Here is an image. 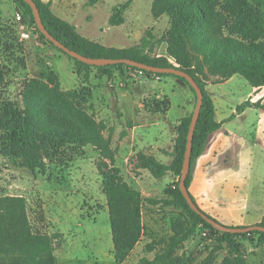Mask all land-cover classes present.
Masks as SVG:
<instances>
[{
  "label": "trees",
  "instance_id": "16d2710c",
  "mask_svg": "<svg viewBox=\"0 0 264 264\" xmlns=\"http://www.w3.org/2000/svg\"><path fill=\"white\" fill-rule=\"evenodd\" d=\"M12 1L18 7L22 23L27 28L34 29L39 38L65 52L39 30L33 9L25 0ZM35 1L42 20L52 35L83 55L130 58L160 67H177L195 78L203 90L204 100L194 134L191 170L186 180L188 190L195 161L204 153L212 134L221 126L215 117L214 100L206 88L209 76L216 77L217 82H220L239 74L251 86L264 87V0H153L154 18L168 15L169 28L161 37L147 29L139 43L128 47L107 46L89 39L79 33L74 24L56 15L50 3ZM100 1L102 0H88L87 4L96 5ZM131 1L113 7L109 18L111 25L125 22L124 13ZM17 14L14 20H0V85L22 76L21 101H6L0 108V153L20 158L22 167L30 168L36 173L46 171L48 161L67 165L86 156V147L89 145L104 150L111 164L103 160L100 175L102 191L107 198L117 264L127 259L142 238L145 201L152 205L173 207L170 222L174 236L163 251L156 252L153 258L143 256L136 264H170L174 250L199 230H208L209 235L214 236L220 244H227L230 255L223 264H246L243 242L254 241L255 236H258V243L262 245L264 232L221 231L193 210L180 190L179 181L193 111L177 125L171 162H163L144 152L138 153V166L147 169L155 178H163L169 173L177 178L167 185L165 195L161 198H145L142 191L130 183L116 166L115 151L111 148L110 139L107 141L102 135L101 124L77 103L78 97H86L49 85L50 81L55 80L54 71L41 78L29 77ZM163 44L166 53L153 54L155 46ZM69 56L75 59L80 67L79 72L84 69L86 77H89L92 68L108 78L114 77L118 71L124 75L126 69L146 77L175 76L185 81L197 102L196 91L179 75L147 71L126 63L93 66ZM251 104L249 100L245 101L238 109ZM254 104L264 109V104L260 101ZM151 107L155 112L166 113L170 108V100L167 97L154 100ZM192 198L194 199L193 196ZM63 242L64 235L61 232L49 233L34 229L26 197L0 195V264H57L55 250ZM152 250L149 246V251ZM179 262L187 264L186 259H179Z\"/></svg>",
  "mask_w": 264,
  "mask_h": 264
},
{
  "label": "rangeland",
  "instance_id": "374dc122",
  "mask_svg": "<svg viewBox=\"0 0 264 264\" xmlns=\"http://www.w3.org/2000/svg\"><path fill=\"white\" fill-rule=\"evenodd\" d=\"M5 1L7 3H0V17L16 19L18 7L12 0ZM127 1L129 0H104L96 5H88L87 0H80L78 18L83 19L87 26L79 29L80 33L96 39L105 37V44L110 42L120 47L139 43L147 29H151L157 37L166 33L170 18L166 14L154 18L153 0H132L124 13L125 22L112 26L109 23L112 8ZM17 21L19 25L23 24L22 19ZM27 29L32 32L28 39H22L20 32L19 36L25 45L28 65L26 72L29 77L41 78L54 71L55 80L50 81L49 85L85 96V99L78 97L77 103L101 124V133L105 140L109 141V138L116 143L115 163L119 165L124 177L138 187L145 198L164 196L165 188L174 181L175 176L171 175L169 179L155 178L149 171L138 166L137 153L132 149L147 151L158 155L165 162H171L176 139L173 126L184 114L186 99L194 97L193 105H186L191 108L189 114L194 111L196 105L195 95L190 88L185 87V81L179 78L185 86L176 85L173 79L177 77L170 75L163 76L162 81L146 82L148 78L140 75L139 77L134 73H129L130 75H125L124 78L120 73H116L114 77L108 78L100 75L96 68H92L89 77H86L84 69L78 71L80 67L75 59L39 38L34 29ZM116 37L119 40H108ZM165 53L164 44L155 46L153 54ZM1 62L2 58L0 64ZM21 77L9 79L5 85H0V108L6 101H21ZM210 82H217L216 77L209 76L206 88ZM250 87L246 78L237 74L227 84L216 85V90L217 94L222 93L224 99L236 108ZM160 91L170 97L172 105L166 114L155 115L149 111V106ZM261 113H264L261 109H247L245 115L234 118L231 126L235 127L248 143L254 144L256 140H264ZM1 133L0 128V135ZM127 135L131 136L128 138ZM159 144L161 145L158 146ZM256 147L251 165L244 168L248 179L247 218L254 217V214L260 211L259 207H264V145L258 144ZM86 151V156L79 157L67 165L48 161L46 171L36 173L30 168L22 167L20 158L15 159L0 153V195H24L28 202L29 218L35 230L63 233L64 242L56 248L57 264H117L109 212L105 210L107 198L102 191L100 175L101 162L105 160L111 164V161L104 154V150L94 145L87 146ZM117 155L121 156L116 157ZM9 180L19 182V186L9 187ZM243 190V186H240V196ZM225 196L230 198L233 195ZM261 209L264 212V208ZM172 211L173 207L144 202V233L127 259L120 264H136L141 257L153 258L156 252L164 250L174 236L170 222ZM243 244L246 264H264V244L259 245L258 236H255L254 241H244ZM149 246L153 248L152 251H149ZM229 255L226 243L220 244L214 236H205L199 230L174 250L170 264H181L179 259H186L187 264H223Z\"/></svg>",
  "mask_w": 264,
  "mask_h": 264
},
{
  "label": "crops",
  "instance_id": "0c3cea01",
  "mask_svg": "<svg viewBox=\"0 0 264 264\" xmlns=\"http://www.w3.org/2000/svg\"><path fill=\"white\" fill-rule=\"evenodd\" d=\"M44 2H48L51 5V9L54 13L61 18L68 20L72 24H74L80 33L79 29H82L83 26L87 27L83 22V19H79L78 15L80 13L79 8V1L80 0H43ZM88 1V0H87ZM104 0L100 1L103 2ZM1 2L7 3L5 0H1ZM99 2V3H100ZM87 4V3H86ZM15 7V6H14ZM113 9V8H112ZM5 20V18L0 17V20ZM8 19H11L8 17ZM7 20V19H6ZM122 25V24H121ZM112 26H119V25H112ZM85 36L84 34H82ZM89 39L101 42L105 44L103 40L107 41L105 37H98V39L93 38L92 36H85ZM108 40H119V38H108ZM107 46H114L120 47L118 44L110 43L105 44ZM173 61V60H172ZM117 73L121 74V77H127L130 75L129 73H134L135 71H130L126 69V74L122 75L123 72L118 71ZM117 75V74H115ZM137 75V74H136ZM139 76V75H137ZM142 76V75H140ZM139 76V77H140ZM235 76V75H234ZM233 76V77H234ZM143 77V76H142ZM146 77V76H144ZM233 77L220 81V82H210L207 86L208 92L212 96L215 107H216V120L221 124L220 128L216 130L209 141L204 153L195 161L193 166V176L192 181L189 186V192L194 197L198 206L205 211L208 215L212 216L213 218L217 219L221 223L228 225V226H249L254 224H261L264 223V212H262L261 208L259 207L254 217L247 218L248 214V205H249V196L247 194V186H248V179L246 177L247 173L244 171V168H249L251 165V161L254 157V152H256V146L258 144L264 145V140H256L254 144L248 143V141L239 135V132L235 127H232L231 124L234 122V118L241 117L242 115L246 114L247 109H254L258 110L261 109L264 112L263 108L256 107L254 103L260 101L264 104V87L255 88L253 86L250 87L247 94L242 96L241 102L236 106L233 107L231 102H227L223 94H217L216 85L227 84ZM146 82L149 80H160L162 81V77H146ZM176 82V85L185 86L184 83L180 82V79L176 78L173 79ZM173 82V81H171ZM186 88H189L185 86ZM124 96L126 95L125 92L123 93ZM167 97L170 100V107L172 105L170 97L163 91L156 93V97L154 100H162ZM250 101L252 104L247 106L244 109H238V106L245 101ZM194 97L192 99H186V105L190 104L193 105ZM184 105V111L182 117L178 120V122L173 126L176 130L177 136V125L180 123L181 119L185 116L189 115V111L191 108ZM149 106L150 112L158 115V114H166L163 112H155L153 108ZM258 113V112H257ZM260 121L264 124V113H261ZM171 126V124H170ZM135 126L133 127L134 130ZM168 130V126L166 127ZM124 134L126 132L124 131ZM131 136V135H130ZM127 135V137H130ZM159 144L158 146H160ZM157 147V146H156ZM111 148L116 151V143L111 141ZM132 151L137 155L139 152H144L140 150H133ZM152 152V150H151ZM147 155H154L161 161L162 160L158 155L144 152ZM136 155V158H137ZM121 156V155H120ZM116 156V157H120ZM167 163V162H166ZM119 167V165L116 164ZM147 170L145 168H141ZM148 171V170H147ZM173 174H167L165 177L168 179ZM163 177V178H165ZM160 178V179H163ZM159 179V178H158ZM177 178L173 179L174 181ZM9 187L13 188L14 186H19V182L11 181ZM155 183H157L155 181ZM240 186H243L242 196L239 195ZM9 195H16L8 193ZM143 194V193H142ZM226 194H232L233 196L230 198H226ZM21 195V194H19ZM24 196V195H22ZM25 197V196H24ZM240 197V198H239ZM108 210L107 206L105 210ZM57 250H55V255L57 256Z\"/></svg>",
  "mask_w": 264,
  "mask_h": 264
},
{
  "label": "water",
  "instance_id": "95a60500",
  "mask_svg": "<svg viewBox=\"0 0 264 264\" xmlns=\"http://www.w3.org/2000/svg\"><path fill=\"white\" fill-rule=\"evenodd\" d=\"M25 1L33 9V14H34L35 21H36V24L39 30L56 46L60 47L65 52H67L69 55H71L72 57H75L76 59L84 63L93 65V66L126 63L128 65L136 66L138 68L145 69L147 71H153V72H159V73H172V74L184 77L196 91L197 102H196V105L193 111L191 123L189 126L188 136H187V146H186V151L184 155L182 171H181L180 181H179L180 190L182 191L183 195L187 199L191 208L195 210L197 213H199L200 215H202V217L206 219L209 223H211L215 228L221 231L232 232V233H245V232H250L254 230L264 232V225L262 224H254V225H249V226H228V225L221 223L220 221L214 219L213 217L209 216L206 212H204L198 206V204L194 201V199L192 198L188 190V187L186 185V180L191 170V157H192V150H193L194 134H195V129H196L199 117H200L203 100H204L203 90L192 75H190L188 72L180 68H177V67H160V66L146 64V63L137 61L135 59H130V58L90 57V56L83 55L79 53L78 51L69 48L64 43H62L60 40H58L55 36L52 35V33L46 28L42 20L40 9L35 0H25Z\"/></svg>",
  "mask_w": 264,
  "mask_h": 264
},
{
  "label": "built area",
  "instance_id": "2783aa9c",
  "mask_svg": "<svg viewBox=\"0 0 264 264\" xmlns=\"http://www.w3.org/2000/svg\"><path fill=\"white\" fill-rule=\"evenodd\" d=\"M17 20H21L20 14H17ZM19 32L21 34L22 39H28L32 34V32H30L24 24L19 25ZM36 38H38V35L36 36ZM203 234L205 236L209 235L208 230H204Z\"/></svg>",
  "mask_w": 264,
  "mask_h": 264
}]
</instances>
